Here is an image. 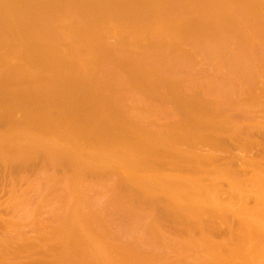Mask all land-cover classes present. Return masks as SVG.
<instances>
[{"label": "bare ground", "instance_id": "1", "mask_svg": "<svg viewBox=\"0 0 264 264\" xmlns=\"http://www.w3.org/2000/svg\"><path fill=\"white\" fill-rule=\"evenodd\" d=\"M261 97L264 0H0V264H262L264 161L217 162Z\"/></svg>", "mask_w": 264, "mask_h": 264}, {"label": "rangeland", "instance_id": "2", "mask_svg": "<svg viewBox=\"0 0 264 264\" xmlns=\"http://www.w3.org/2000/svg\"><path fill=\"white\" fill-rule=\"evenodd\" d=\"M114 41H115V37H114V39H113ZM113 40H112V42L109 40V42H111V43H114L113 42ZM67 44H63L62 46H61V48H62V50H63V54H61V58H62V60L64 61V60H70V59H72V58H74V56H72V55H66V54H64L65 53V51H66V46ZM195 64L193 65V68L192 69H194L193 71L191 70V68L189 69L190 70V74H188V76H190L191 78L193 77L192 75H194V77H196V80H198V78L200 77H202V76H204L205 77V75H206V78H210V79H214V78H216V76H217V72H216V65H214L215 63H216V61L214 60H212V59H210V60H208V59H205V58H200L199 56H196L195 57ZM215 62V63H214ZM214 63V64H213ZM215 67V68H214ZM197 68H198V70H197ZM201 68V69H200ZM201 71V72H200ZM204 71V72H203ZM202 74V72L204 73L202 76H201V74ZM218 72H219V70H218ZM193 73V74H192ZM206 73V74H205ZM192 74V75H191ZM197 74V75H196ZM181 75V74H180ZM207 75H208V77H207ZM214 75H215V77H214ZM185 77L186 75H181V77ZM213 76V77H212ZM198 77V78H197ZM195 79V78H194ZM203 79H205V78H203ZM256 86H257V88H256ZM260 86H262V83H261V79L258 81V83L257 84H255L253 87L254 88H256L255 89V92H257L258 90H259V87ZM238 98H240V101L242 100L241 99V97L239 96ZM260 99H264V98H260ZM244 101H241V103L239 104V107L240 108H238V109H241V111H242V109L243 108H245V103H243ZM153 104H156L154 101H153ZM255 106V105H254ZM252 107L253 109H251V117H249L250 115V113L248 114V115H246L245 113L243 114L244 115V117H243V115H242V112H241V114H240V116H242L243 117V119L245 120V118L247 119V121H249L250 119V121L249 122H247L246 120H245V122L242 120V117L240 118L239 116V119H241L242 120V122L245 124V126H246V124L248 123H250V127H249V129H252V130H249L250 132V134L251 135H254L253 137L250 135V137H251V139H249L250 141L248 142H243L242 140H244V138H241L240 140L241 141H239V140H233V143H235L234 145H235V147L233 146V144L232 143H230V144H232L231 146L229 145L228 146V148L227 147H225V148H223L222 149V151H218L219 152V155H222V158H223V160H221L220 161V159L217 161L218 162V164H220V165H223L222 163L223 162H226L227 161V156H229L231 153L234 155V157L232 158L231 157V162H230V164H228L227 163V165H228V168H227V170H229V166H231L230 167V170L231 169H233L234 167V171H236V173L239 171V169H240V171H242V169L244 170V173H242V175L240 176L241 178H244V177H246L247 176V178H249V177H251L252 176V172H253V167L249 164V160H251L252 161V159H255V160H259V161H261V162H263L264 161V129L263 130H260L259 129V126H255V127H257V128H255L254 126L252 127V124L253 123H256L257 122V120H261V122L263 121L262 119H264L263 118V116H264V111H263V108L261 107L260 108V106L259 105H257L258 106V108H257V106L256 107ZM242 107V108H241ZM255 109V110H254ZM254 112V113H253ZM263 112V113H262ZM253 114H255V115H253ZM152 115H155L154 116V118L152 117ZM166 116V115H165ZM165 116L163 117V116H160V115H158V117H157V114H151L150 115V118L152 119L153 118V122H155V118H158V119H156L157 121L155 122V124L153 123L151 126H150V128L152 127V128H154V130H157V129H159V127L161 128V126L162 125H160V123L161 122H167L168 121V117L166 116V119H165ZM261 116V117H260ZM237 117V118H238ZM252 117H254L253 118V120H252ZM257 117V118H256ZM159 118H160V120H159ZM250 118V119H249ZM149 119V118H148ZM256 122H255V121ZM259 120V121H260ZM160 121V122H159ZM253 121V122H252ZM258 121V122H259ZM149 122H150V119H149ZM159 123V124H158ZM252 123V124H251ZM142 125H146V122L144 123H141ZM247 124V125H248ZM262 124V123H261ZM253 125H255V124H253ZM155 127H156V129H155ZM256 129V130H255ZM261 129H262V127H261ZM253 133V134H252ZM249 136V135H248ZM247 136V137H248ZM263 136V137H262ZM249 137V138H250ZM263 138V139H262ZM255 139V140H254ZM255 142V144H254V142ZM235 141V142H234ZM258 141V142H257ZM253 142V143H252ZM262 142V143H261ZM236 143H237V145H238V148H236L237 146H236ZM245 143H247V144H245ZM240 144V145H239ZM233 146V147H232ZM242 146H243V148H242ZM245 146V147H244ZM248 148V149H247ZM206 149H204V151H205ZM224 152H226V153H228V154H224ZM224 156H226V157H224ZM238 158V161H237V159L236 160H234L235 158ZM243 159V160H242ZM242 160V161H241ZM220 161V162H219ZM251 163V162H250ZM244 164H246V166L244 165ZM219 165V166H220ZM241 166V167H240ZM248 166H250V167H248ZM233 167V168H232ZM245 167V168H244ZM232 170V171H233ZM238 170V171H237ZM251 171V172H250ZM225 173H227V171L225 170ZM244 174V175H243ZM248 174V175H247ZM207 175H209V173L208 174H206V178H210V182H213V180H216V182L218 183V184H213V183H210V182H207V181H209V180H207L206 182L207 183H210V184H206V183H202L203 185H207L206 187H210L208 190L206 189V187L205 186H203V187H205V189L207 190V191H209V192H211L212 194H214V196H217V197H219L218 195L219 194H221L222 192H225V193H222L221 194V196H223L222 198L221 197H219V198H221V199H225L227 196L229 197V195H230V197L232 196V197H237L239 194H242V193H244V191H246V190H249V191H251L252 192V190H256L259 186L257 185V186H252V184H249L250 185V188H246V190H244V191H241L240 193L237 191L238 189H239V185L238 186H236V185H230V184H228L229 183V179H228V183L226 182V180H227V178L228 177H226V175H225V177L224 176H220V177H216V178H214L211 174L207 177ZM204 178V177H203ZM226 180H225V179ZM87 179L88 180H91L92 181V183L93 182H98V179L96 178V177H87ZM95 179H97V181L95 180ZM218 179V180H217ZM205 180V179H204ZM203 180V182H205ZM106 182H108L107 184H109L106 188H103V190H107V192L108 193H110L109 195H111V193H113V190H112V186H113V184H112V182L110 181V180H108V181H106L105 179L103 180V184H105ZM215 182V183H216ZM250 183V182H248V181H244L243 182V184H245V183ZM217 185L216 187H218V186H220V187H218V190H217V188L216 187H214L215 189V191H212L213 189V185ZM110 185H112V186H110ZM24 186V185H23ZM229 186V187H228ZM231 186V187H230ZM110 187V188H109ZM236 187H237V189H236ZM100 187H95V186H93L92 187V189H90L89 190V194L90 195H92L93 197H96V199H97V208H100V209H102L101 211H106V213H104V211L102 212V214L104 213V215H106V214H108V212L109 213H111V211L110 210H112V213L110 214V216H111V220H112V227H114V228H116L117 227V225L119 226L122 222H123V220H124V217H125V215H124V212H123V209L121 208H118V209H115V207H114V205H111L112 204V202H111V197L109 198V195H108V193L106 192V195H105V197L104 196H102L101 195V197L96 193V190H98V191H101L100 189H99ZM221 188V189H220ZM102 189V188H101ZM221 191H220V190ZM94 191V192H93ZM112 191V192H111ZM159 192V194H160V191H158ZM216 192H218L219 194H217ZM251 192H248L247 191V193H245L244 195H249V196H247V200H248V203H249V205L248 206H250V205H252V195H250V194H252ZM150 194H152L153 195V197L156 195H154L153 193H150ZM237 194V195H236ZM113 195V194H112ZM108 196V197H107ZM157 196H158V194H157ZM100 197V198H99ZM107 197V198H106ZM250 198V199H249ZM116 208H117V206H116ZM99 209V210H100ZM115 209V210H114ZM109 210V211H108ZM108 211V212H107ZM115 211V212H114ZM117 212V213H116ZM122 216H124V217H122ZM116 217V218H115ZM122 218V219H121ZM114 221H115V223H114ZM163 221V220H162ZM162 221L160 222L161 224H163L162 223ZM121 222V223H120ZM167 222V221H166ZM120 223V224H119ZM168 223V222H167ZM167 223H165L164 222V224H166L167 225ZM117 224V225H116ZM165 225V226H166ZM170 223H169V228H170ZM163 227H165L164 225H162ZM167 227V226H166ZM169 228H168V232H169ZM167 229V228H166ZM171 230V229H170ZM167 232V233H168ZM170 233H172V231H170ZM170 233H168V234H170ZM173 234H174V231H173ZM173 234H170L171 236L173 235ZM101 239H102V237H101ZM100 239V237H99V240L98 241H100L101 240ZM124 239V238H123ZM102 241H106V239H102ZM123 241H125V240H123ZM116 242V244L118 243V241H115ZM120 243V242H119ZM161 252V251H160ZM170 252V251H169ZM169 254V256L168 257H170L171 258V260L170 261H172L173 259H175L176 257H174L173 255L171 256V254H173L172 252L171 253H168ZM262 264H264V262L262 263Z\"/></svg>", "mask_w": 264, "mask_h": 264}]
</instances>
